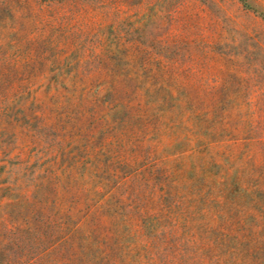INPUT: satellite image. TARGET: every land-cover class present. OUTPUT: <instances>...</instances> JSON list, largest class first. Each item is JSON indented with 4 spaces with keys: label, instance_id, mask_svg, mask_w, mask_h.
Listing matches in <instances>:
<instances>
[{
    "label": "rangeland",
    "instance_id": "374dc122",
    "mask_svg": "<svg viewBox=\"0 0 264 264\" xmlns=\"http://www.w3.org/2000/svg\"><path fill=\"white\" fill-rule=\"evenodd\" d=\"M0 264H264V0H0Z\"/></svg>",
    "mask_w": 264,
    "mask_h": 264
}]
</instances>
